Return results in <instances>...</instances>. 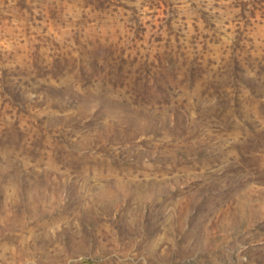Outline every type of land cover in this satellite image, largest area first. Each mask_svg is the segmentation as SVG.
<instances>
[{"label": "rangeland", "instance_id": "374dc122", "mask_svg": "<svg viewBox=\"0 0 264 264\" xmlns=\"http://www.w3.org/2000/svg\"><path fill=\"white\" fill-rule=\"evenodd\" d=\"M0 264H264V0H0Z\"/></svg>", "mask_w": 264, "mask_h": 264}]
</instances>
